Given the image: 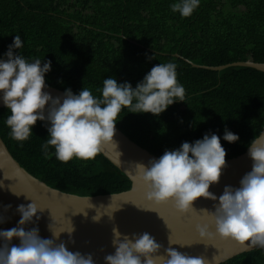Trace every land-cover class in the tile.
<instances>
[{
    "label": "trees",
    "instance_id": "16d2710c",
    "mask_svg": "<svg viewBox=\"0 0 264 264\" xmlns=\"http://www.w3.org/2000/svg\"><path fill=\"white\" fill-rule=\"evenodd\" d=\"M179 0H0V57L18 34L28 62L51 61L46 83L75 94L85 87L102 96L103 81L135 87L159 63H175L186 101L163 113H130L117 126L133 141L162 156L183 142L216 134L231 158L243 153L264 127V71L250 66L213 70L235 61L264 62V0H200L190 17L173 12ZM0 107V134L13 156L48 185L80 195L114 193L131 180L102 153L95 160L59 161L42 149L50 122L38 121L27 141H16ZM239 136L230 143L225 131ZM220 264H264V248Z\"/></svg>",
    "mask_w": 264,
    "mask_h": 264
},
{
    "label": "clouds",
    "instance_id": "9594fccd",
    "mask_svg": "<svg viewBox=\"0 0 264 264\" xmlns=\"http://www.w3.org/2000/svg\"><path fill=\"white\" fill-rule=\"evenodd\" d=\"M199 5L200 0H179L171 5V10L190 17ZM23 46L24 41L17 34L5 53L7 59L0 60V92L10 110L6 125L12 139L23 142L30 138L38 121L50 122L49 138L42 145L46 158H51L48 151L51 146L63 163L73 158L95 160L105 145H116V124L125 108L130 113L158 116L176 101H186V90L178 80L177 65L172 62L153 66L135 87L110 77L103 81L101 97L94 96L85 87L79 94L67 89L62 97H53L44 90L52 62H42L39 58L28 62L14 52ZM223 139L234 143L239 136L226 130ZM249 156L253 161L252 170L240 180V187L226 186L219 197L209 189L219 183L227 167V151L216 134H205L195 143L183 142L180 148L166 150L148 165L137 163L134 178L147 186V200L156 204L173 201L182 213L193 211V203L198 198L218 199L214 212L202 210L212 218V224L197 225L202 239L214 240L219 235L244 248H264V134L251 141ZM43 210L34 201L18 206L22 217L19 226L0 230L4 241L0 244V264H95L92 254L72 252L64 242L57 244L53 239L42 238L38 228L25 230L23 226L33 222V217L39 219L38 213ZM81 212L87 216L85 210L73 214ZM100 219L101 215L93 217L95 221ZM51 225L53 236L59 239L65 231H53ZM213 225L215 231L211 230ZM112 231L116 251L105 256L106 264H209L204 256H192L172 247L165 250L167 256L160 255L163 246L148 232L129 236L122 234L118 227ZM67 232L71 237L74 227ZM14 238H19L18 246L11 243ZM169 243L175 244L171 238Z\"/></svg>",
    "mask_w": 264,
    "mask_h": 264
},
{
    "label": "water",
    "instance_id": "95a60500",
    "mask_svg": "<svg viewBox=\"0 0 264 264\" xmlns=\"http://www.w3.org/2000/svg\"><path fill=\"white\" fill-rule=\"evenodd\" d=\"M0 60L4 59L0 57ZM193 65L213 70L241 65L264 71V62L253 60L235 61L218 66L197 63ZM44 90L53 97H62L65 93L64 90L49 84ZM2 95L0 92V107L5 106ZM261 134H264V127L259 136ZM114 140L117 146L105 145L101 153L129 177L131 187L121 192L80 195L52 187L27 171L13 156L0 134V217L3 218L0 230L18 227V222L22 218L21 213L17 211L18 206L28 205L34 201L44 210L38 213L39 219L33 217V222L23 226L25 230L38 228L42 238L53 239L57 244L64 242L72 252L92 254L95 264H106L105 256L115 253L116 249L112 244L114 227H118L122 234L129 236L133 233L148 232L163 246L160 255L167 256L165 250L172 247L192 256H204L209 264H220L242 252L259 248H244L238 242L224 240L219 235L214 240L200 237L197 225L212 224L210 213L202 210L214 212L219 203L218 199L198 198L193 203L194 210L188 213L178 211L173 201L156 204L147 200V186L134 178L135 165L137 163L148 165L150 160L159 159L160 156L133 141L117 125ZM249 146L243 153L226 159L227 167L223 169L219 183L211 185L209 189L217 197L223 194L226 186L240 187V180L252 170L253 161L249 156ZM12 190L20 194L17 195ZM91 204L94 207H91ZM84 210L87 216L83 212L73 214ZM96 215H101L99 221L93 220ZM49 225L53 231L65 232L56 239ZM72 226L74 232L70 237L67 231H70ZM211 230L215 231L214 225ZM169 238L175 244H170ZM3 243V239L0 238V244ZM11 243L18 246L20 240L14 238Z\"/></svg>",
    "mask_w": 264,
    "mask_h": 264
}]
</instances>
